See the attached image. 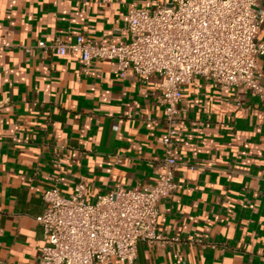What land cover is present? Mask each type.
Returning a JSON list of instances; mask_svg holds the SVG:
<instances>
[{"label":"crops","instance_id":"obj_1","mask_svg":"<svg viewBox=\"0 0 264 264\" xmlns=\"http://www.w3.org/2000/svg\"><path fill=\"white\" fill-rule=\"evenodd\" d=\"M164 1L0 0V101L8 100L0 106V264L38 263L44 239L36 217L51 177L66 195L84 180L90 202L158 177L161 77H121L108 60L87 73L80 54H43L37 44L80 35L126 41L130 4ZM259 69L264 81V56ZM179 107L182 164L158 224L180 240L139 243L136 264H264V103L198 77L183 86Z\"/></svg>","mask_w":264,"mask_h":264},{"label":"built area","instance_id":"obj_2","mask_svg":"<svg viewBox=\"0 0 264 264\" xmlns=\"http://www.w3.org/2000/svg\"><path fill=\"white\" fill-rule=\"evenodd\" d=\"M261 1L167 0L151 9L132 3L123 29L126 41H87L80 35L74 42H38L43 54H80L87 73L94 61L108 60L121 77L129 71L143 82L161 77L166 132L159 140V175L151 184L119 186L90 202L84 180L66 195L58 186L60 177L50 178L43 194L45 209L36 217L44 239L37 264H136L139 243L157 246L180 240L161 232L158 219L160 202L177 189L175 170L182 164L176 150L182 133V88L202 77L224 89L251 91L264 103Z\"/></svg>","mask_w":264,"mask_h":264}]
</instances>
